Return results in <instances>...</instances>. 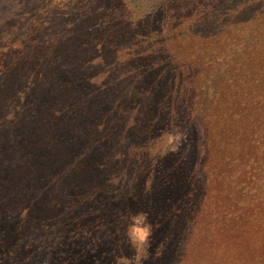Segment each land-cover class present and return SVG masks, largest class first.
Masks as SVG:
<instances>
[{
  "label": "trees",
  "instance_id": "16d2710c",
  "mask_svg": "<svg viewBox=\"0 0 264 264\" xmlns=\"http://www.w3.org/2000/svg\"><path fill=\"white\" fill-rule=\"evenodd\" d=\"M169 126L204 138L195 163L150 157ZM233 153L249 170L223 206ZM139 204L155 248L134 264L206 226L184 264H264V0H0V264H125Z\"/></svg>",
  "mask_w": 264,
  "mask_h": 264
},
{
  "label": "rangeland",
  "instance_id": "374dc122",
  "mask_svg": "<svg viewBox=\"0 0 264 264\" xmlns=\"http://www.w3.org/2000/svg\"><path fill=\"white\" fill-rule=\"evenodd\" d=\"M107 62H108V65H106V67L109 66L111 64L110 62L112 61H107ZM114 67L115 66H111L110 70L105 72V75L107 73V75L112 78L109 79L105 76L106 78L105 80H110L111 82H117L123 79L121 76L122 74L119 73L118 71V68H121V67L116 66L115 69ZM170 127L171 126L163 128L161 129V131L155 132V129L160 128V126H156L153 132L148 134V138L150 140L148 141V143L151 144V148H152V151L150 152L152 156L150 157H154L155 155L157 156V154H161L160 151L157 150L158 148H161L162 150H166L169 148L170 151L172 152L174 151H177L178 153L180 151L185 152V154L189 157L188 161H190L192 164L195 163V161L199 159L201 154L203 153L204 145L206 142L204 143H201V142L204 141V138L203 137L201 138L199 133L190 134L189 133L190 127L189 128L183 127V130L169 133V134L167 133L168 135L164 134L163 131L169 132ZM215 149L217 151L218 159H219L222 153L221 151L218 150V148H215ZM133 151L135 152L134 149ZM136 152L138 153L141 152L142 154L146 153L144 152V149L142 148H137ZM246 155L247 153H244L241 158L239 154L233 153L232 156L231 154H229V156L222 161L223 163H227V165L224 167L222 177H227L226 180L228 184H230V181H232V184L228 187L227 190L224 187H222L223 190H219L220 195H218L217 197L224 196L225 191H226L227 197L225 196L226 198L224 197L220 199V202L223 204V206H224V200H227V199L231 200L230 198H237L238 195H242L240 194L242 192V185L239 182H242V184H244L243 181L247 180L246 176H247V171L249 170V168L245 166V164H247V166L249 165L246 160ZM172 156L168 158L169 161H170V158H172ZM159 158L165 161L164 156H160ZM237 159H240V160H237ZM228 161L232 162V164L229 165ZM214 165L216 166V163ZM133 167L134 165L132 164L131 170L127 174H123L118 171L116 172V168H113L111 172H114V173L113 174L110 173L109 175L106 174L104 177L105 185L109 184L108 187L112 185V187H110L111 189L113 188V185L115 186V188H117L118 180L122 179L123 175H125V177L128 178V181H130L129 177L133 175V171H132ZM235 171H239L240 174L237 176V174H234ZM214 200L215 199H211V194L208 193L206 199L203 200L204 206L201 208V210H203V212L207 211ZM149 208L150 207L148 205L139 204V209L141 211H138L136 209L135 210L131 209L132 215L125 222L126 223L125 225L127 226V227H124V230H126L125 232H127L126 235L129 236V239L130 238L132 239V242L134 244H136V245L132 244L131 247H127L126 249H124L125 250L124 255L126 257L125 264H134L135 260L129 261V259H131L130 256L131 254H133L134 251H137L136 257L140 258L141 253L142 251L145 250V248L149 250H152L155 248V246L148 244L150 243L149 240L151 236H153V234L155 233L153 230L154 225L151 223L152 218H154V215L150 212L147 213L150 210ZM137 212H141V213H137ZM199 214H196V217L199 218L200 216L201 220H202V214H204L205 217L208 218V212L201 213L200 215ZM208 231H209L208 226H206L203 231V236L205 233H206V236H210V233H207ZM180 234L181 236L180 235L174 236L173 242L171 244L172 248L170 246V251L166 254H163L165 256L164 260H166V262L162 264H176L177 261H180L178 262L179 264H184L189 258H192V260H194L197 256L200 255L199 254L200 252L209 250L210 243L207 244V239L205 238L206 236L204 237V243L206 245H203V239L197 235L193 227L185 230L184 233L181 232ZM136 260H139V259H136ZM146 262L148 261L146 260Z\"/></svg>",
  "mask_w": 264,
  "mask_h": 264
}]
</instances>
